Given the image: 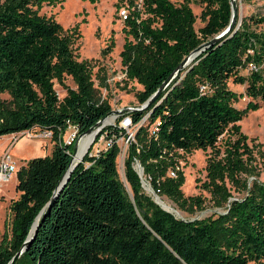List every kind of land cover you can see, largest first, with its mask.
<instances>
[{
    "label": "trees",
    "instance_id": "1",
    "mask_svg": "<svg viewBox=\"0 0 264 264\" xmlns=\"http://www.w3.org/2000/svg\"><path fill=\"white\" fill-rule=\"evenodd\" d=\"M65 1L0 0V138L39 129L53 132L55 140L50 156L28 161L17 173L19 196L9 205L0 264H11L35 224L30 245L15 264H264V183L250 181L253 153L238 125L249 113L264 109V30L255 29L264 25V17L240 21L238 7L231 33L177 74L147 109L105 127L58 192L76 149V143L58 142L68 123L81 136L112 111L95 87L94 66L75 54L79 27L65 30L53 17L40 14L44 5ZM119 1L131 10L126 8L120 57L127 81L143 87L136 95L140 106L232 20L231 0H196L206 23L199 31L192 0ZM246 70L248 75L241 74ZM67 77L75 89L65 84ZM230 81L246 86L245 95L230 89ZM56 83L66 91L63 99ZM99 86L107 87L104 78ZM245 97L250 99L246 108H236ZM125 117L138 130L129 144L123 180L118 141L126 135L120 128ZM227 132L235 138L219 147ZM103 136L113 146L93 153ZM209 149L202 187L223 213L181 219L146 193L143 181L180 210H202L201 197L183 193L181 159ZM136 165L143 169L142 178Z\"/></svg>",
    "mask_w": 264,
    "mask_h": 264
},
{
    "label": "rangeland",
    "instance_id": "2",
    "mask_svg": "<svg viewBox=\"0 0 264 264\" xmlns=\"http://www.w3.org/2000/svg\"><path fill=\"white\" fill-rule=\"evenodd\" d=\"M172 2L181 4L184 0H172ZM191 7L197 19L195 28L199 31L206 25L202 19L204 8L196 0H192ZM238 7L240 21L244 17H264V0H249L247 2L238 0ZM126 8L131 12L128 4L120 2L119 0H101L97 4H92L90 0H66L63 4L56 6L46 4L40 12L43 16L53 17L65 30H71L76 26L79 27L80 37L74 45L75 54L79 61H89L94 66V74H97V76H94L95 87L100 91L103 99L110 103L112 111L126 108L141 109L142 107L136 95L143 91V87L136 82L127 81L120 57L126 38L124 34L125 24L122 21L120 12ZM255 29L260 32L264 30V25H259ZM191 64L192 62L185 69L189 68ZM248 73L249 71L246 70L241 74L248 75ZM101 78L106 80L107 87L101 88L99 86ZM65 84L69 88H76V85L70 77L66 78ZM229 86L230 89L238 94L245 95L246 93V86L235 85L232 81H230ZM55 87L59 97L63 99L66 96L65 89L57 83ZM249 101L250 99L245 97L235 104V106L243 110ZM116 121L117 119L114 118V122L111 125L114 126ZM111 125H107L106 127ZM238 125L241 126L243 134L249 138V146L253 153V162L249 165V169L254 173V177L250 181L258 179L264 183V109L249 113ZM135 128L137 129L138 127L136 126ZM34 133L39 134L41 131L34 129ZM230 138L234 139L235 137H233L232 132H227L221 138L218 146H224ZM85 139L87 138L85 137ZM84 140H82L81 145H83ZM20 141H22V144L19 145V149L17 148L19 155L22 153L25 157L37 155L40 150V140L23 138ZM4 143H7V141L0 142V147ZM118 143L121 148V153L118 158V169L120 177L125 180L124 163L129 144H127V138L125 137L121 138ZM51 144L50 148L53 149L55 144L54 142ZM8 145L7 143L4 150ZM105 145V140L100 139L99 143L94 147L93 153L103 149ZM211 155L212 150L209 149L206 152L195 151L192 154H182L183 158L181 159V169L185 177L183 193L187 198L201 197L204 200V208L202 210L195 209L194 212L180 210L169 199L165 197L161 198L155 194L150 185L143 181L146 193L154 201H158L163 208L169 210L181 219L202 220L214 216L215 213H223V209L215 207L211 193L202 187L207 181V160ZM22 163H24V160ZM139 166L136 165L137 171L140 170ZM0 190L4 194L0 196V240H2L6 230L5 223L10 218L9 205L16 195V177L9 184L0 188ZM234 197L237 198L240 195L234 193Z\"/></svg>",
    "mask_w": 264,
    "mask_h": 264
},
{
    "label": "built area",
    "instance_id": "3",
    "mask_svg": "<svg viewBox=\"0 0 264 264\" xmlns=\"http://www.w3.org/2000/svg\"><path fill=\"white\" fill-rule=\"evenodd\" d=\"M120 15L122 17V21L125 22L129 17V12L127 9H123L120 12ZM68 129L63 137H59L58 142L59 143H65L68 146H71L76 143V145L80 142V136H79V130L76 126L72 125L70 122L68 123ZM131 118L125 117L120 122V128L125 131V138H127V144H130L131 142H134L135 135L138 130V128H135ZM41 131V130H40ZM20 136V137H19ZM27 138L30 140H40L42 144H47L48 142H54V135L51 131H41L39 134H35L34 130L27 131L20 133L16 136H13L8 147L3 152V155L0 159V188L3 186L9 184L14 177L17 176L18 173V166L14 162L12 156H11V149L14 146V144L19 141L20 139ZM124 138V137H123ZM3 137L0 138V142H2ZM105 140V147L104 149L111 148L113 146V141L106 139L104 136L101 138V140ZM82 142V141H81ZM119 142V141H118ZM172 177H176L174 173H172Z\"/></svg>",
    "mask_w": 264,
    "mask_h": 264
},
{
    "label": "water",
    "instance_id": "4",
    "mask_svg": "<svg viewBox=\"0 0 264 264\" xmlns=\"http://www.w3.org/2000/svg\"><path fill=\"white\" fill-rule=\"evenodd\" d=\"M231 5H232V20L231 23L229 25V27L220 35H218L216 38H214L212 41L203 44L202 46H200L197 50H195L190 56H188L187 58L184 59V61L182 62V64L180 65L179 69L177 70V72L175 73V75L171 76L168 81H166L161 88L158 90L157 93H155L150 99L149 101L142 105L141 109H130V108H126L123 110H118V111H111L110 114L104 119L101 120L100 122H98L94 127H92L88 132H86L85 134L81 135L80 137V142L76 145V149H75V153L72 159V163H71V169L70 172L65 176V180L62 183V185L60 186V188L58 189V192L64 187V185L66 184V182L68 181L69 177L71 176V173L73 171V169L77 166L78 163L82 162L83 159L85 158V156L89 153V151L91 150L92 146L94 145L96 139L101 135L102 130L107 126L104 124V121L109 118L110 116H114L115 119H118L120 116L126 115L134 110H145L147 109L161 94L162 92L170 85V83L174 80V78L176 77L177 74H179L180 72H182L191 62H193L199 55H201L204 51H206V49H208L210 46H214L216 44H218L220 41H222L227 35H229L231 33V31L233 30V28L235 27L236 23H237V19H238V4H237V0H231ZM193 58V59H192ZM113 126V125H111ZM95 133V138L93 139V141L91 142V144L89 145L88 149L86 150V152L84 153L83 157L76 163H74V158L77 155L78 149L80 148L81 145V141L84 140L85 137L91 135ZM140 170L138 171L140 177H143V169L141 166ZM143 187H144V182H143ZM145 188V187H144ZM58 192L55 194V196L58 194ZM155 193V192H154ZM156 194V193H155ZM155 202L161 206L163 208L162 205H160L158 203V201L155 200ZM165 211L171 213L170 211L166 210L165 208H163ZM38 227V224H35L32 230V234H35L36 229ZM32 234L30 235V237L28 238L27 242L25 243V245L23 246L22 250L15 256V258L13 259V261L11 262V264H15L16 261L23 255V253L27 250V248L30 245V241L32 240Z\"/></svg>",
    "mask_w": 264,
    "mask_h": 264
},
{
    "label": "crops",
    "instance_id": "5",
    "mask_svg": "<svg viewBox=\"0 0 264 264\" xmlns=\"http://www.w3.org/2000/svg\"><path fill=\"white\" fill-rule=\"evenodd\" d=\"M16 135H18V134H14V135H9V136H5V137H3V139H2V141H7V143L9 144L10 143V141H11V139H12V137L13 136H16ZM7 143H4V147L3 146H1L0 147V159H1V157H2V155H3V152L6 150H4V148H5V146L7 145ZM22 144V141H17L15 144H14V146L12 147V149H11V156H12V158H13V160H14V162L17 164V166H19L18 167V170H20V168L21 167H23V166H26V164H27V162L28 161H30V160H32V159H34V158H39V157H46V156H50L51 154H52V152H53V149L52 148H50L51 147V143H47V144H42L41 142L39 143V147H40V150L38 151V153H37V155H33V156H29V157H25V156H23L22 154L21 155H19L17 152H18V150H17V148L19 147V145H21ZM3 147V148H2ZM54 148V147H53ZM19 149V148H18ZM4 150V151H3ZM16 152V153H15ZM24 160V163H22V161ZM16 185H17V176H16ZM4 194H3V192L0 190V196H3ZM18 196H19V194L16 192V195L14 196V198H13V200L14 199H17L18 198Z\"/></svg>",
    "mask_w": 264,
    "mask_h": 264
},
{
    "label": "bare ground",
    "instance_id": "6",
    "mask_svg": "<svg viewBox=\"0 0 264 264\" xmlns=\"http://www.w3.org/2000/svg\"><path fill=\"white\" fill-rule=\"evenodd\" d=\"M193 59V58H192ZM114 116H110L109 118H107L105 121H104V124L105 125H111L113 122H114V118H113ZM95 133H93V134H91V135H89V136H87L86 138L87 139H85L84 140V142H83V145H80V147H81V150L79 151V149H78V152H77V155L75 156V158H74V163H76V162H78L82 157H83V155H84V152H85V150L89 147V145L91 144V142L93 141V139L95 138ZM160 200V199H159ZM167 210V209H166ZM169 211V210H168Z\"/></svg>",
    "mask_w": 264,
    "mask_h": 264
}]
</instances>
